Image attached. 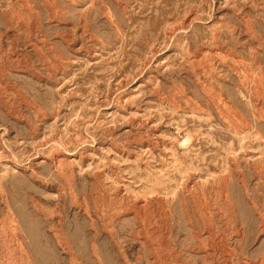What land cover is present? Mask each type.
I'll return each instance as SVG.
<instances>
[{
  "label": "rangeland",
  "instance_id": "rangeland-1",
  "mask_svg": "<svg viewBox=\"0 0 264 264\" xmlns=\"http://www.w3.org/2000/svg\"><path fill=\"white\" fill-rule=\"evenodd\" d=\"M99 260L264 264V0H0V264Z\"/></svg>",
  "mask_w": 264,
  "mask_h": 264
},
{
  "label": "bare ground",
  "instance_id": "bare-ground-1",
  "mask_svg": "<svg viewBox=\"0 0 264 264\" xmlns=\"http://www.w3.org/2000/svg\"><path fill=\"white\" fill-rule=\"evenodd\" d=\"M189 140V137L187 138V139H185V141H184V143H187V141ZM15 219V218H14ZM17 230H19V229H17ZM20 232V231H19ZM18 232V233H19ZM23 232V231H22ZM13 237V236H12ZM23 238V237H22ZM211 238V237H210ZM61 239H62V237H61ZM212 239V238H211ZM17 241V240H16ZM20 248V247H19ZM100 261V263H102L103 264V262L101 261V260H99Z\"/></svg>",
  "mask_w": 264,
  "mask_h": 264
}]
</instances>
